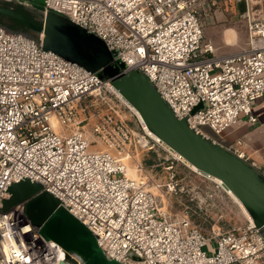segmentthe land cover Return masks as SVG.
<instances>
[{
    "label": "built area",
    "instance_id": "1",
    "mask_svg": "<svg viewBox=\"0 0 264 264\" xmlns=\"http://www.w3.org/2000/svg\"><path fill=\"white\" fill-rule=\"evenodd\" d=\"M44 1L45 13L63 15L102 40L123 73H143L198 134L211 139L208 128L220 136L243 117L258 122L264 16L255 7L264 0H224L243 7L239 18L248 31V49L225 57L214 55L201 24L223 0ZM156 142L110 80L0 26V264H62L68 255L18 213L23 204L3 211L8 189L23 180L59 199L106 257L121 264H264V238L254 221L205 231L187 214L168 211L166 185L141 161ZM235 154L248 163L245 153ZM134 165L137 178L128 174ZM214 241L211 254L206 248Z\"/></svg>",
    "mask_w": 264,
    "mask_h": 264
},
{
    "label": "water",
    "instance_id": "2",
    "mask_svg": "<svg viewBox=\"0 0 264 264\" xmlns=\"http://www.w3.org/2000/svg\"><path fill=\"white\" fill-rule=\"evenodd\" d=\"M26 1L43 16L42 25L2 5L0 14L15 18L32 32L41 34L44 49L110 80L160 142L200 173L219 179L241 201L264 238V175L235 153L192 130L186 119H178L143 73L122 72L121 65L102 40L63 15L45 13L44 0ZM8 194L3 201V211L25 204L30 224L44 239L58 243L68 252L62 264H77L69 254L76 255L82 264H121L108 259L97 237L63 207L59 199L44 191L41 184L23 180L12 184Z\"/></svg>",
    "mask_w": 264,
    "mask_h": 264
},
{
    "label": "rangeland",
    "instance_id": "3",
    "mask_svg": "<svg viewBox=\"0 0 264 264\" xmlns=\"http://www.w3.org/2000/svg\"><path fill=\"white\" fill-rule=\"evenodd\" d=\"M19 1L22 0H0V5L8 2L18 4ZM221 3L225 5L221 7V12L226 7L231 8L232 3L224 0ZM25 6L34 10L31 3H27ZM255 10L259 16H264V1H261L255 7ZM237 11V13H241L240 6H238ZM36 13L39 19L42 20L43 16L37 11ZM223 13L219 15L214 11L208 17H203L201 21L205 40H211L216 46V56L243 50V42L248 37L246 22L239 18L233 8ZM32 35L35 40H40L42 36L35 32H32ZM237 38L238 44L230 46L229 43L234 44ZM130 125L138 130L134 123H130ZM203 130L211 139L219 140L224 134L217 136L208 128ZM141 161L158 183L166 185L164 187L165 193H167L165 195V206L172 215L187 214L194 224L205 231H210L215 225L224 230L247 225L248 213L226 190L213 182V179L201 175L200 172L191 168L187 163L184 164L181 159H178V156L175 157L157 142L154 150L143 154ZM148 161H152V164L146 163ZM140 174L135 165L129 167V175L132 178H137ZM168 185L171 186L172 190L168 189ZM22 207L18 210V213L20 212L27 217L25 204ZM216 247L217 245L214 241L209 243L206 250L213 254Z\"/></svg>",
    "mask_w": 264,
    "mask_h": 264
},
{
    "label": "crops",
    "instance_id": "4",
    "mask_svg": "<svg viewBox=\"0 0 264 264\" xmlns=\"http://www.w3.org/2000/svg\"><path fill=\"white\" fill-rule=\"evenodd\" d=\"M225 5L222 4V7ZM234 9L236 14L239 16V13H237L238 6L231 4V8L226 7L225 9H222L223 11L221 12L220 10L216 11V14H224L223 12H228L231 9ZM241 10L243 7H241ZM220 12V13H218ZM230 31V30H229ZM247 39L243 42L244 49L238 52L230 53V54H225L222 56H216V46L215 47V53L214 55L216 57H225L229 56L232 54H237L242 51H245L248 49L247 46ZM211 41V40H208ZM230 42V41H229ZM238 44V38L234 44L229 43L230 46H235ZM253 114L258 118V122L253 124L247 121V118L243 117L241 118L238 123L227 129L223 137H220L219 140L217 139H212L213 141H216V143L225 149L236 153V151L243 152L246 154V157L248 158V163H254L255 169L258 170L260 173L264 169V97L259 99L254 103V108H253ZM242 142L243 145L239 147L237 145L238 142Z\"/></svg>",
    "mask_w": 264,
    "mask_h": 264
},
{
    "label": "trees",
    "instance_id": "5",
    "mask_svg": "<svg viewBox=\"0 0 264 264\" xmlns=\"http://www.w3.org/2000/svg\"><path fill=\"white\" fill-rule=\"evenodd\" d=\"M2 6L15 10L16 12L23 15L26 19L30 20L36 25H42V20L39 19L36 11L27 8L25 5L13 4L8 2L3 4ZM0 26L4 27L7 31L11 33H19L28 36L32 39L34 38L32 35V31L24 23L15 18L6 17L0 14ZM146 163L152 164V161H148Z\"/></svg>",
    "mask_w": 264,
    "mask_h": 264
},
{
    "label": "bare ground",
    "instance_id": "6",
    "mask_svg": "<svg viewBox=\"0 0 264 264\" xmlns=\"http://www.w3.org/2000/svg\"><path fill=\"white\" fill-rule=\"evenodd\" d=\"M134 110H135V112H136V114H137V117L143 122V120H142V117H141V115L139 114V112L134 108ZM152 136H153V138H155L156 139V141L158 142V141H160L153 133H152ZM176 154V153H175ZM177 155V154H176ZM183 162H185V163H187L183 158H181L179 155H177ZM176 157V156H175ZM188 164V163H187ZM191 168H193V169H195V170H197L196 169V167H194V166H192V165H190V164H188ZM137 169V168H136ZM138 171V170H137ZM198 171V170H197ZM199 172V171H198ZM128 174H129V171H128ZM209 177V176H208ZM209 178H211V179H213L215 182H218L219 184H221V185H223L222 184V182L219 180V179H216V178H213V177H209ZM226 191H227V193L228 194H230L234 199H235V201H237L239 204H241L242 205V207L245 209V207H244V205L241 203V201L231 192V191H229L228 189H226ZM240 205V206H241ZM246 210V209H245ZM246 212H247V210H246ZM248 213V212H247ZM248 215H249V213H248ZM249 217H250V215H249ZM249 217H247L248 219H250ZM250 220H252L253 221V219L251 218Z\"/></svg>",
    "mask_w": 264,
    "mask_h": 264
}]
</instances>
